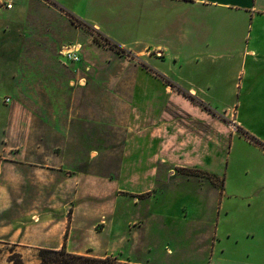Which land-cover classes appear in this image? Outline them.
Instances as JSON below:
<instances>
[{"label": "crops", "instance_id": "0c3cea01", "mask_svg": "<svg viewBox=\"0 0 264 264\" xmlns=\"http://www.w3.org/2000/svg\"><path fill=\"white\" fill-rule=\"evenodd\" d=\"M2 1L12 7L0 3V249L82 253L70 248L81 232L70 212L76 219L99 200L116 215L124 197L147 192L148 202L161 188L162 207H145L138 225L150 232L145 242L153 251L155 221L171 214L167 195L186 182L195 200L183 205L184 218L204 230L214 264H264V149L227 128L221 144L213 119L215 148L202 154L180 142L185 132L156 129L146 115L158 105L172 117L174 99L192 102L139 61L214 108L237 109V125L264 141V0ZM74 18L135 56L101 44ZM67 44L81 45L79 61L60 54ZM237 139L259 157L243 153L248 175L252 166L263 170L255 182L231 181L237 167L227 159L220 174L199 158L182 162L188 154L207 161L226 152L224 160L227 148L229 157L238 155ZM202 204L209 215L196 214Z\"/></svg>", "mask_w": 264, "mask_h": 264}, {"label": "rangeland", "instance_id": "374dc122", "mask_svg": "<svg viewBox=\"0 0 264 264\" xmlns=\"http://www.w3.org/2000/svg\"><path fill=\"white\" fill-rule=\"evenodd\" d=\"M73 22L82 28H86L93 35H96V32H94L92 28L99 29L94 24L88 21H85L84 23V20L78 18H74ZM124 54L135 56V54L129 49H127V52H124ZM139 61L142 62V60ZM161 79L172 88L182 91L184 95L188 96L192 103L182 105L179 101L174 99L172 101L173 107L171 109L172 117H167L168 115L166 116L164 112V109H166L165 106L158 105L156 110H152V116L146 115L152 119L150 123L156 129L161 130L163 129V125H167L171 136L174 137L177 136L178 130L185 132L187 134V136L185 134L186 139H180V142H183L186 146L193 145L197 147V150H201L199 151L200 154L203 153L204 148H215L213 143H210L212 142L210 140L216 138L210 134L212 127L213 131H216V134L219 135L218 140L221 144L224 142V140L221 141L220 139L221 134L226 132L227 129L232 132L234 130L235 132L244 134L240 130L242 127L237 125L236 122L237 109L232 110L230 116L227 113V110L214 108V106H211L201 98H198V96L194 95L192 92L183 88V90L179 89L166 82L164 78L161 77ZM186 92H188V94ZM236 94L239 95V93ZM233 95L234 94L229 95L230 100ZM209 119H213L216 124V121L219 120V126L216 127V124H214V126L212 125V127H210L211 122ZM164 122L166 123L164 124ZM174 137L171 138L174 139ZM235 144L237 145L235 152L240 150L238 155L232 153L229 157L230 152L228 151L229 148H227L228 156L224 157V160L223 156H225L226 152H223V156L211 157V159L207 161L202 159L204 156L196 157V155L188 154L183 157L184 160L182 162L191 163L192 161L190 159L199 158L203 162V169H207L214 174H220V170L224 171L227 166L226 164H228L225 161L227 159L229 167L232 165H236L237 167L236 174L232 177L231 181L255 182L257 176H260V178L263 176L261 172L263 170L260 171L259 167L252 166L248 175L246 171V167H248V158L243 153L249 152V154L255 157L256 160L259 157L255 152L251 153V147H248L239 139L236 140ZM180 171L184 170L181 169ZM190 185L191 183L186 182H184V184H179L176 187L178 188L179 193H181L178 197L174 196L177 194L175 192V187H173L167 195V199H171V201H168L166 209L167 212H171V214L164 221H159L158 224L155 221V228L159 229L157 230V236L151 238L152 247L154 246L153 251L145 242V237H147L150 232L145 229L143 233H139L138 225H140L145 218V207L151 206L154 210H158V207H162L161 205L163 204L161 200H164L165 198L161 196V194H158L161 188H158L153 192L152 200L148 202L147 200H143L146 199L145 197L149 196L150 193L147 192L142 195L130 194L124 197L119 201V209L116 215L110 214L109 209L104 205H101L99 200H96L98 203H95L93 211L80 212L76 214V219H73V213L70 212V223L72 222L76 229L81 230L78 234L73 235L70 242V248L72 250H77V252H88L98 256L114 254L123 259H129L134 262H143L145 264H151L149 259H152L159 264H214L215 253L210 249L208 252V249L204 245V230L200 227L194 228V226L192 224L190 225L188 223L189 221L187 222L184 218L186 211L182 209L183 205H186V201L189 204H192V200H195L194 196L187 194V192L192 190L194 186ZM135 197H138L140 200H136ZM176 199L178 200L177 203H175ZM106 202L108 201L105 200L104 203ZM196 212H198L196 214L206 216L209 215L212 210L206 207L205 204L204 206L202 204L200 209ZM216 216L217 212L215 213V217ZM155 219L157 220L158 218ZM168 248H171L172 253H169ZM16 253L20 254L16 247L5 245L0 252V264H15L12 258L18 257ZM21 257L24 264H34L38 261V252L36 251V254L30 252L26 256L21 255Z\"/></svg>", "mask_w": 264, "mask_h": 264}, {"label": "trees", "instance_id": "16d2710c", "mask_svg": "<svg viewBox=\"0 0 264 264\" xmlns=\"http://www.w3.org/2000/svg\"><path fill=\"white\" fill-rule=\"evenodd\" d=\"M72 14V12L68 11ZM72 16H75L72 14ZM85 23V21H84ZM94 32H96L95 38L98 40L101 44L105 46H109L111 48H114L118 50L120 53L127 52V49L124 48L122 45L119 44V42L110 36L103 33V31L99 29L92 28ZM144 66L149 68L152 72L157 73L162 78L166 80L169 84L172 86L178 87L179 89H182L181 86H179L174 81L168 79L164 74H161L160 72L153 69L150 65H148L146 62H141ZM183 90V89H182ZM188 94V92H186ZM240 130L245 134V136L254 144H257L261 146V148L264 149V141H262L257 136L251 134L248 131H245V129L240 128ZM1 252V250H0ZM17 254V253H16ZM18 257L12 258V260L15 262V264H24L22 257L20 254H17ZM38 257L39 262L37 264H145V263H138L134 261H130L129 259H123L120 258L117 255L114 254H107L104 256H98L93 255L90 253H75V252H69V250L66 248V246L60 248V249H50V248H41L38 250Z\"/></svg>", "mask_w": 264, "mask_h": 264}, {"label": "built area", "instance_id": "2783aa9c", "mask_svg": "<svg viewBox=\"0 0 264 264\" xmlns=\"http://www.w3.org/2000/svg\"><path fill=\"white\" fill-rule=\"evenodd\" d=\"M0 3L2 4V6H8V8L12 7V4L8 1H2L0 0ZM81 45L80 44H75V45H71V44H67V45H63L60 48V54L63 55L65 57L66 61H71V62H76L79 61L81 58ZM10 99L7 98L6 101H9Z\"/></svg>", "mask_w": 264, "mask_h": 264}]
</instances>
